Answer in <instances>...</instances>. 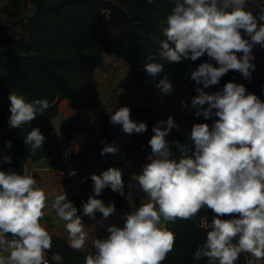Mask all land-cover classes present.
<instances>
[{"label": "clouds", "instance_id": "9594fccd", "mask_svg": "<svg viewBox=\"0 0 264 264\" xmlns=\"http://www.w3.org/2000/svg\"><path fill=\"white\" fill-rule=\"evenodd\" d=\"M250 3L174 0L170 13L161 21L164 38L158 42L157 54L168 63L185 58L195 61L207 54L209 60L188 77L196 82L198 93L191 104L197 109L196 116L219 119L211 127L208 123L193 124L189 134L192 146L178 144L179 158H173L167 139L178 127L174 118L169 116L153 125L148 141L151 155L142 171L134 175L145 194L141 197L144 202L123 213V224L108 225L105 237L92 240L95 251L84 257V264H161L176 243V234L162 221L191 220L204 208L215 215L211 223L203 219L206 238L193 253L194 260L206 257L207 264H235L241 253L264 259V100L235 81L225 83L222 90H205L217 85L229 70L251 79L256 68L252 49L257 44L264 47V23H260L264 21V5L259 7L257 18ZM147 60L143 67L150 77L163 71L165 63L152 56ZM155 86L164 94L173 90L167 75ZM9 100V125L16 128L29 124L50 106L47 99L26 100L16 92H10ZM130 113L129 106H120L110 113V123L121 125L127 134L146 131L147 124L133 120ZM24 139L35 155L46 137L38 127H31ZM101 144L102 155L119 151L115 143L102 140ZM3 159L11 162L10 156ZM90 176L96 195L83 202L80 214L65 191L55 194L49 205L50 193L37 186L34 176L26 171L0 170V264H62L59 252L49 258L53 237L41 223L48 207L65 222L69 246L85 248L89 233L82 216L95 219L100 213L105 219H114L117 215L114 202L105 204L96 196L106 187L125 193L119 167ZM226 214L228 218H223Z\"/></svg>", "mask_w": 264, "mask_h": 264}, {"label": "trees", "instance_id": "16d2710c", "mask_svg": "<svg viewBox=\"0 0 264 264\" xmlns=\"http://www.w3.org/2000/svg\"><path fill=\"white\" fill-rule=\"evenodd\" d=\"M173 6L174 0H152L151 3L148 0H9L1 12L10 23L30 10L32 13L24 18L23 34L18 38H9L10 44L16 47L18 60L22 62L18 75L0 71V170L19 173L28 160L36 161L48 156L47 141L53 135V119L59 113L62 100L79 111V118L94 121V133L104 130L108 124V106L99 101L94 89L95 74L104 64V55L119 57L131 65L138 91H159L156 82L167 75L176 85L175 92L179 98L192 108L193 118L211 127L219 117L195 115L197 109L192 106L191 100L198 95L195 91L197 85L188 78L193 69L209 60L207 54L195 61L185 58L178 63L160 60L157 54L158 42L164 38L161 21ZM111 12L118 13L129 29L126 37H109L106 16ZM255 53H264V47L258 44ZM149 56L165 63L163 71L155 77H150L143 67ZM0 62H3L2 58ZM240 76L242 74L238 70H229L217 85L205 90H222L225 83ZM243 84L249 92L264 100V65L256 66L251 79L246 78ZM10 92L22 94L26 100L47 99L50 106L22 128L11 127ZM31 127H38L46 137L35 155L31 154L30 146L24 139ZM9 141L10 147L7 146ZM5 155L11 157V162L3 159ZM207 214L215 215L211 209L205 208L191 220L177 218L175 222L166 221L165 227L176 234V243L161 264H207L206 257L193 259V253L206 238L207 228L201 224ZM104 219L102 217V221ZM84 220L91 222L86 218ZM106 235L107 231L99 227L97 238ZM52 237L49 258L52 253L59 252L63 256L62 264H84V257L89 253L71 248L64 237L56 234ZM235 264H247V253H241Z\"/></svg>", "mask_w": 264, "mask_h": 264}, {"label": "crops", "instance_id": "0c3cea01", "mask_svg": "<svg viewBox=\"0 0 264 264\" xmlns=\"http://www.w3.org/2000/svg\"><path fill=\"white\" fill-rule=\"evenodd\" d=\"M8 2L9 0H0V26L3 27L4 25L5 28L10 29L13 25H15L16 28L12 29L9 35L18 38L21 34H23L24 18L31 14L32 10L28 11L30 12L28 15H26V13H28L26 12L22 18L17 20V23H10L8 17L1 12L2 7L6 6ZM261 5H264V0H251L250 7L252 8L253 15H256L257 18L259 7ZM111 57L112 56L110 55H104V63L106 62L105 60H110ZM19 64L21 65L17 69V75L22 66V62L20 60ZM7 72L8 68L4 69V73L8 74ZM238 83L242 82L239 81ZM122 87L123 85H121L120 88ZM146 91L147 90H143L139 92L140 95L134 93L133 96L124 95L120 97L118 95L120 94V91L113 92L111 96H106L104 93L97 91V89L95 90L99 101L108 106V123H110V113L120 106L130 107V115L132 119L134 118L133 109L135 107L140 108L142 106H146L151 110H155L157 108L158 101L154 97L149 98L148 95H146ZM167 105H172V103H168ZM69 118H79V111L70 108L67 101L62 100L59 106V113L53 119L52 138L55 148L59 147V144L66 145L68 143V141L64 138L63 132L65 130L63 131V123ZM92 122L93 121H90L86 127H79L75 133V138L70 142L71 145L68 149V153L72 152V155L75 157V161L78 166L77 170L69 171L57 169L53 156L48 154V156L36 161L28 160L25 163L23 171L19 172V174H23V172L26 171L27 174H30L37 179V186L44 188L46 192L50 193L48 200L49 205L51 204L52 197L55 194L65 191L67 193V198L77 207L78 213L82 214L83 207L81 197L86 186V178L91 177L90 174L92 173L100 174L103 170H106L102 165L104 162L110 163L112 167H117V163H122V166L119 168L123 173L122 178L125 182V193L124 195H121V200L117 197V201L125 203L126 212L131 211L134 206L139 207L141 203L144 202L141 197L145 194L140 191L138 182L134 180V175L139 174L142 169L139 168L137 161L128 160L126 153L123 151V148L118 141L116 144L119 146V151L116 154L108 153L102 155L101 149L104 146L101 144L102 139L92 136V131L91 133L89 132V125ZM103 131H106V129ZM121 132L127 134L123 132L122 127ZM107 142L109 143V141ZM63 157H66V154L63 155ZM88 197L89 196H86L85 200H87ZM118 215L119 213H117L114 219L109 217L104 219V221H102V214L100 213H98V215L96 214L97 217L95 219H91L88 216L83 215L82 219L85 223L86 230L89 233V239L85 248L81 250L86 253L94 252L95 249L92 245V240L97 238L98 228L105 227L112 220L117 221L119 219ZM85 218L91 220V222L85 221ZM41 223L44 224L50 233L64 237L68 242L67 231L64 228L65 222L56 215L55 209L48 207L45 211V215L41 218ZM117 223L119 224V222ZM162 225L165 226L166 221H162ZM247 264H264V259L257 260L251 254L247 253Z\"/></svg>", "mask_w": 264, "mask_h": 264}, {"label": "rangeland", "instance_id": "374dc122", "mask_svg": "<svg viewBox=\"0 0 264 264\" xmlns=\"http://www.w3.org/2000/svg\"><path fill=\"white\" fill-rule=\"evenodd\" d=\"M29 13L30 12L26 13V15H28ZM106 21L111 22V27H107V31L110 34L117 35L123 38L125 37V33L120 31V25L110 17L109 13H107ZM15 23H17V21H15ZM15 28V25H13L10 29L5 28L4 25L3 27L0 26V58L3 59V62H0V71L4 72V69L8 68L7 73H12L14 75L17 74V69L21 65L19 64V60L17 58V51H15L16 47L15 45L12 46L9 41V38L11 37L9 33L12 31V29ZM7 44L10 45L7 46ZM257 46L258 44L252 49L255 57L253 63H255L257 67H262L264 65V53L256 54L255 49L257 48ZM110 56H112L110 60H105L106 62L103 64L102 68L96 71L94 78V89H97V91H99L100 93H104V95L106 96H111L113 92L116 91H120V94H118L120 97L124 95L133 96L134 93L140 95L139 92L141 91H138L136 89L135 83L133 81L131 65L127 64L119 57L113 55ZM245 79L246 78L242 75L235 78V82L238 83L240 81L243 84ZM121 85H123L122 88H120ZM175 88L176 85L173 84V90L168 94L161 93L160 91H146V95H148L149 98L154 97L157 99V107H166L168 103H172L173 109L177 108L178 110H180L184 118L188 119L192 125L198 123L193 118L192 108L187 104V106H182L181 102L183 100L179 98V96L175 92ZM204 221H206V219Z\"/></svg>", "mask_w": 264, "mask_h": 264}, {"label": "water", "instance_id": "95a60500", "mask_svg": "<svg viewBox=\"0 0 264 264\" xmlns=\"http://www.w3.org/2000/svg\"><path fill=\"white\" fill-rule=\"evenodd\" d=\"M110 17L113 18L116 21V23H118L120 25V31L124 32L125 37H126L129 29H127L125 27L121 16L116 12H111ZM106 27H108V28L111 27L110 21L109 22L106 21ZM108 35H109V37H112V34H110L109 32H108ZM120 38H123V37H120ZM138 109L139 110H147L149 112H154V110H151L146 106H142L140 108L135 107L133 109V116H135L134 111H137ZM147 120H148L147 118L146 119L142 118V121L147 124V130L144 131L143 136H142L145 139H146V137L153 135L152 127L147 123ZM65 123L71 124V127L73 128L72 131L67 130L66 132H63L64 138L68 141V143L66 145L59 144V147L55 148L53 145V138L51 137L47 141V153L49 155L53 156L57 169L75 171L78 169V166L76 164L75 157L72 155V152L66 153V157L64 159L65 163L61 161V158H62L63 154L66 152V150L69 149V147L71 145L70 142L75 138L76 131L79 129V127H86V125H88V123H89V119L69 118V119L64 121V124ZM92 125L89 128L90 133L92 130ZM91 135L96 136L97 138H100L102 140H107V141H109V143H115L116 144V142L118 141L121 144L123 151L126 153L128 160L129 161H133V160L137 161L140 169H142L143 165L146 162H148V157L151 155V146L145 141V139H143L144 141L143 142L141 141V143H138L135 147H131L130 141H131V137H132L133 133L132 134L122 133L121 132V125H119V124L108 123L106 125V131L99 132L95 135L93 133H91ZM167 139H168V141H170L169 136H167ZM102 165L105 169L112 167V165L108 162H104ZM121 166H122V163H117V167H121ZM122 175H123V173H122ZM85 183H86V186L84 188V192H83V195L81 197L82 204H83V202H85L86 196L96 195L94 193V190H93L94 185H93V181L91 180V177H87ZM114 192L117 193L118 198L121 200V198H120L121 194L118 191L111 190L110 187H106L105 189H103V191L99 195H97L96 198L102 199V201L105 204H108L110 202H114L116 205V212H118L117 211L118 210V207H117L118 204L117 203L119 201H117L113 197ZM204 209H201V210H204ZM118 213H119V215H118L119 218H122V220L119 222V224H123V222H124L123 213H121V211H119ZM96 214L98 215V213H96ZM232 215H238V214H232ZM204 217L207 218L208 223H211L213 214H207ZM110 218H112V217H110ZM223 218H228V214H226ZM112 223H114L113 220L110 221L105 227H103V229L106 230L107 226L112 224Z\"/></svg>", "mask_w": 264, "mask_h": 264}, {"label": "flooded vegetation", "instance_id": "af4514ba", "mask_svg": "<svg viewBox=\"0 0 264 264\" xmlns=\"http://www.w3.org/2000/svg\"><path fill=\"white\" fill-rule=\"evenodd\" d=\"M138 110L134 111L135 116H134L133 120L141 122L142 118H145V119L147 118L148 119L147 123L151 127H153V125L157 124V122L160 120H166L169 116H172L174 118L178 127H174L168 134V136L170 137L169 147L171 149L173 158H179L180 151H179V148L177 147L178 144L187 145L189 147L192 146L191 142H190L189 134H190V131H191V128L193 125L189 122L188 119L184 118V116L181 114L180 110H178L177 108L173 109L172 105H167L166 107H157L154 110V112H149L147 110H139V111ZM135 117H137L138 119ZM91 125H92L91 131L93 132V129L95 127L94 121L89 125V127H91ZM98 126H99V128H101V124H99ZM164 127H166V125H164ZM104 129H106V126ZM67 130L68 131L73 130V128L71 127V124H69V123L64 124L63 123V131L66 132ZM102 130H103V128H102ZM143 133L144 132H142V133H135L134 132L133 133V135L131 137V141H130L131 147H135L138 143H141V141L142 142L144 141L143 139H145V138L142 137ZM152 133H153V131H152ZM93 134H97V133L93 132ZM150 138H151V136L146 137L145 141L148 143ZM67 152H68V150H66V152L63 155H65ZM189 155H191V153H189ZM64 159H65V157L62 156L61 161L64 162L65 161ZM113 197L117 200L118 195L116 192L113 193ZM117 204H118V206H117L118 212L119 211H121V213L126 212L125 211V209H126L125 203H123L122 201L121 202L119 201ZM121 220H122V218H119L117 221L114 220V222L117 223V222H120Z\"/></svg>", "mask_w": 264, "mask_h": 264}, {"label": "built area", "instance_id": "2783aa9c", "mask_svg": "<svg viewBox=\"0 0 264 264\" xmlns=\"http://www.w3.org/2000/svg\"><path fill=\"white\" fill-rule=\"evenodd\" d=\"M1 167H2V158H1V155H0V169H1ZM202 223H204L203 220H202Z\"/></svg>", "mask_w": 264, "mask_h": 264}]
</instances>
